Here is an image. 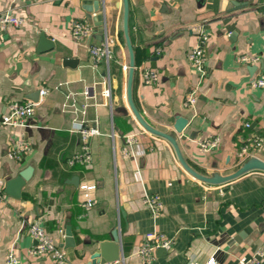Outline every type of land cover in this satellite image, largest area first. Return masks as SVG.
<instances>
[{
	"label": "crops",
	"instance_id": "obj_1",
	"mask_svg": "<svg viewBox=\"0 0 264 264\" xmlns=\"http://www.w3.org/2000/svg\"><path fill=\"white\" fill-rule=\"evenodd\" d=\"M7 10L25 23L0 30V264L11 247L21 264H58L28 253L36 242L28 232L33 221L64 249V264H87L115 231L122 253L114 264H142L137 251L153 230L174 240L171 249L155 250L153 264H207L212 257L215 264H237L264 247V171L216 185L199 180L172 144L147 131L133 113L122 0H101L99 26L82 0H0V12ZM74 20L93 27L84 44L71 35ZM202 29L209 40L200 83L188 53ZM129 35L133 102L148 124L176 136L193 169L205 175L235 171L254 136L263 142L250 152L264 160V88L251 87L264 64V0H129ZM108 39L109 56L96 65L90 46ZM241 54L259 55L261 62H239ZM147 68L158 73L157 81L145 82ZM196 85V104L187 106L186 95ZM13 101L36 103L29 126L2 123ZM178 116L188 120L180 133L174 127ZM81 122L99 134L89 138L91 161L72 163L81 151ZM127 136L135 137L133 144ZM204 139H218L217 147L204 153ZM19 140L29 149L15 156ZM83 184L95 185L90 208L79 196ZM150 193L162 197L158 216L143 202ZM68 225L73 246L65 245Z\"/></svg>",
	"mask_w": 264,
	"mask_h": 264
},
{
	"label": "built area",
	"instance_id": "obj_2",
	"mask_svg": "<svg viewBox=\"0 0 264 264\" xmlns=\"http://www.w3.org/2000/svg\"><path fill=\"white\" fill-rule=\"evenodd\" d=\"M25 23V19L21 16H17L12 12V10H7L0 12V30H6L10 26L19 27ZM71 35L79 43L84 44L93 32L92 25L84 20H74L71 24ZM198 41L191 48L188 53V59L192 64L195 71L198 73L199 82L203 80L205 75V65L207 57L205 54V46L209 40V34L203 29L198 33ZM113 40H106V42L98 45H91L90 51L95 58L96 65L103 59L109 56V46ZM238 61L242 63H257L261 62V57L259 55L241 54L238 56ZM158 73L152 69H144V80L146 83H151L157 81ZM252 88H264V64L263 70L260 75L254 79L251 83ZM91 88L85 90V95H89ZM43 93L47 92V89H42ZM111 91L109 88L103 90V96L110 97ZM198 86H194L189 90L185 98V105L194 106L197 101ZM36 103H21L18 101L9 102L7 104V110L3 115L2 123L9 125L11 127H26L29 126V119L33 116L35 112ZM248 126L249 123H246ZM78 132L81 134V151L77 153L72 159L74 162H90L91 154L89 150V138L96 134H99V130L93 127H87L82 122L79 124ZM134 136H127L126 141L128 145L133 144L135 141ZM263 139L260 136H254L248 138L245 143L241 157L242 160L249 158L252 155L250 150L252 148L258 149L262 145ZM218 139H204L200 141L201 150L204 153H208L213 148L217 147ZM29 149V145L19 140L14 148L13 153L15 156L21 155L22 152ZM124 154L127 155L130 152L129 148L124 150ZM95 185L83 184L80 186L79 196L83 200V205L86 208H90L94 204V198L91 194V190ZM5 193V181L0 177V199L3 198ZM144 204L149 208L153 216H158L163 210V200L159 193L146 194L143 197ZM29 234L35 239V244H33L29 249L28 253L33 256L43 255L53 258L58 264H64L67 261L65 251L60 247L51 234L46 230V228L38 221H33L28 227ZM174 240L169 237L166 233L153 230L145 234L141 245L137 251L138 256L141 259L142 264H153L155 258V250L158 248H165L167 250L173 247ZM264 257V247L259 248L252 256H243L237 260V264H260L262 258ZM216 260L212 257L207 262V264H215ZM6 264H21L20 258L15 251L14 247H11L8 253V258ZM196 264V263H195Z\"/></svg>",
	"mask_w": 264,
	"mask_h": 264
},
{
	"label": "water",
	"instance_id": "obj_3",
	"mask_svg": "<svg viewBox=\"0 0 264 264\" xmlns=\"http://www.w3.org/2000/svg\"><path fill=\"white\" fill-rule=\"evenodd\" d=\"M83 8L87 11L88 17H91L94 20V24L99 26L103 23V14L99 12L101 9V0H82ZM123 3V31L125 34L126 43L129 49L130 53V70H129V79H128V100L130 103V106L133 110V113L135 114L136 118L140 122V124L149 132L163 137L166 140H168L172 146L175 149V152L177 154V157L182 164V166L195 178L202 180L204 182H207L209 184H222L228 181H231L242 174L249 172L251 170H263L264 171V160L256 157L251 156L249 158H246L245 160L240 161V166L233 172L229 174H220V173H213L211 175H205L202 173L197 172L195 169H193L185 160L181 149L179 147L177 138L174 134H170L167 132H163L161 130H158L148 124L139 111L137 110L133 99H132V92H131V86H132V78H133V72H134V53H133V47L129 35V0H122ZM73 60H69V63H72ZM188 120L187 118L183 116H178L176 118L174 127L176 132L180 133L183 131L184 127L186 126ZM30 170V169H28ZM28 172V171H27ZM27 172L23 173V178H28ZM76 182V181H74ZM113 240H105L101 242L99 246V250L95 251L90 260L87 264H114V262L119 261L121 258L122 249L119 243V236L118 232H114ZM65 245L66 246H73L75 245V240L73 237V232L71 229V226L68 225L65 230ZM160 252H165V248H160Z\"/></svg>",
	"mask_w": 264,
	"mask_h": 264
}]
</instances>
